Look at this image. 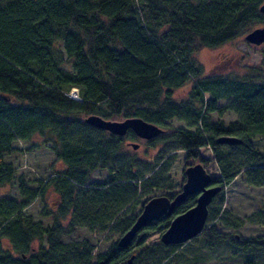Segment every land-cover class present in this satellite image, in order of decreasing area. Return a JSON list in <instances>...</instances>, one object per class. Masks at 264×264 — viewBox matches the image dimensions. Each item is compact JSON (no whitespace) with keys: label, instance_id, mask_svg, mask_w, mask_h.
Wrapping results in <instances>:
<instances>
[{"label":"trees","instance_id":"1","mask_svg":"<svg viewBox=\"0 0 264 264\" xmlns=\"http://www.w3.org/2000/svg\"><path fill=\"white\" fill-rule=\"evenodd\" d=\"M263 4L264 0H0V191L14 183L18 190V198L0 192V264H55L54 259L82 264L89 260L90 248L74 243L67 257L63 238L81 223L92 228L112 220L133 199L135 185L121 182V174L110 172L104 183L85 186L94 170L109 169L108 163L117 159L116 145L138 139L131 131L115 136L85 124L91 114L117 121L140 118L167 130L164 142L184 151L186 165L191 161L205 166L199 150L209 147L223 177L222 183L211 176V183L221 189L238 174L248 185L264 186V153L251 145L252 138L264 137V70L242 77L205 75L194 58L204 48L264 27ZM187 83V98L174 99L173 91ZM71 88H77L80 101L68 96ZM225 111L237 119L226 125L212 120L213 113ZM172 119L194 130L170 131L166 122ZM220 136L242 142L216 144ZM16 140L29 143L28 149L48 146L64 165L46 182L60 197L55 210H41L40 216L49 221L46 225L23 212L36 197L42 198L43 190L26 187L5 160V155L21 151ZM176 193L164 196L171 199ZM195 199L196 195L187 196L171 215L151 222L126 247L112 242L94 256L95 264H127L130 256L136 264L149 253L147 264H160L167 259L165 252L177 245H160L158 250L145 246L144 230L164 232ZM70 213L67 229L62 220ZM200 234L208 245L231 235L213 225ZM231 239L239 250L264 251V236ZM34 242L39 245L32 250ZM13 253L18 258L13 259Z\"/></svg>","mask_w":264,"mask_h":264},{"label":"rangeland","instance_id":"2","mask_svg":"<svg viewBox=\"0 0 264 264\" xmlns=\"http://www.w3.org/2000/svg\"><path fill=\"white\" fill-rule=\"evenodd\" d=\"M244 35L223 45L204 48L196 53L194 58L202 67L204 74H230L242 77L252 73L255 69L264 70V43L257 46L249 44L244 40ZM189 89L190 83L175 89L173 91L174 99L187 98ZM73 90L78 98L77 88H71L68 96L74 98ZM220 104L222 105L223 101ZM211 117L214 122H222L225 125L237 119V116L231 111H225L221 114L213 113ZM166 125L171 128L170 131L178 128L194 130V128H187L185 122L177 119L167 121ZM168 133L164 129L162 136L159 135L148 141L124 140L121 144L116 145L115 156L117 159L108 163L110 168L96 169L91 173L86 187L93 185L92 187L95 188V185L104 183L112 172L124 177H122L123 180H120L121 182L134 184L136 192L131 202L116 212L112 220L106 219L104 223L96 224L92 228L85 227L81 223V225L71 229L70 234L63 238L64 245L62 246L65 247L62 248L65 249L63 252L65 256H70V245L81 243L84 247L90 248V258L82 264H95L94 256L104 252L112 242L118 240L123 227L131 217L140 213V205L146 199L161 196L164 193L178 192L181 189L185 180L184 169L189 166L188 164L192 165L196 162L189 161L187 165L184 163V151L176 148L171 141L164 142L163 136ZM88 134L95 135L96 132L89 131ZM33 142L40 143L41 140L34 139ZM130 143H135L138 147L133 149ZM14 145L21 151L5 155V160L13 165L16 176H22L26 187H35L39 192L43 190L42 198L40 195L36 197L23 212L31 215L34 220L43 221L46 225L49 221L40 216L41 210L43 208L55 210L60 201V197L55 193L52 184L46 185V182L56 176L64 168V165L55 159L46 145L28 149L29 143L20 140H16ZM251 145L264 153V137L252 138ZM199 152L207 161L204 163L205 166L201 162L197 163H201L210 176L223 183L219 165L214 161L210 148H201ZM128 176L135 179H126ZM215 185L219 186L218 184ZM0 192L18 198L16 183L12 186H4ZM212 201L208 207L205 228L213 225L217 227L219 232L231 235L226 240L208 245L199 234L194 238V242L189 241L172 247V249L170 247L165 252L167 259L160 264H242L246 260H253L256 264H264V251H242L237 249L231 241V238L247 239L264 236V186L248 185L238 174L230 183L223 185L221 191ZM71 219L72 213L62 220L65 228L69 229ZM144 232L146 237L143 244L154 246L158 250L159 246L162 245L159 239L161 232L151 228L144 230ZM38 245V242H34L32 250H35ZM149 254L141 258L142 261L136 264L149 263ZM12 257L13 259L18 258V255L13 253ZM54 260L55 264H60L62 261Z\"/></svg>","mask_w":264,"mask_h":264},{"label":"water","instance_id":"3","mask_svg":"<svg viewBox=\"0 0 264 264\" xmlns=\"http://www.w3.org/2000/svg\"><path fill=\"white\" fill-rule=\"evenodd\" d=\"M260 11L264 12V4L260 7ZM244 40L252 45H261L264 43V27L249 31L245 34ZM75 100L80 101L78 98ZM84 123L115 136H124L127 131H131L138 139L142 140H151L163 133V129L157 125L135 117L117 121L106 120L91 114L84 118ZM241 142V139L232 136H220L215 139V143L221 145L232 146ZM130 146L133 149L138 147L135 143H130ZM183 174L184 183L173 199L170 200L161 195L148 199L142 205L141 211L132 225L118 238L116 242L118 247H126L135 235L151 222L162 216L171 215L175 206L191 195H196L195 204L185 212L173 217L159 239L164 246L179 245L187 243L202 232L208 216V206L220 192L221 187L211 183V176L201 163L187 166ZM143 234L141 233L139 237H142ZM132 259L133 256H130L127 259V264H131Z\"/></svg>","mask_w":264,"mask_h":264},{"label":"flooded vegetation","instance_id":"4","mask_svg":"<svg viewBox=\"0 0 264 264\" xmlns=\"http://www.w3.org/2000/svg\"><path fill=\"white\" fill-rule=\"evenodd\" d=\"M162 129H163V128H162ZM163 133H164V129H163ZM139 140H142V139H139ZM146 141H148V140H146ZM179 191H180V190H179ZM220 191H221V190H220ZM177 193H178V192H177ZM177 193H176V194H177ZM176 194H175V195H176ZM175 195H174V196H175ZM163 196H164V195H163ZM174 196H173V197H174ZM166 197H167V196H166ZM173 197H172L171 199H173ZM167 198L170 199L169 197H167ZM171 199H170V200H171ZM195 200H196V199H195ZM211 203H212V202H211ZM194 204H195V203H194ZM208 207H209V206H208ZM171 214H172V213H171ZM207 218H208V216H207ZM204 229H205V225H204Z\"/></svg>","mask_w":264,"mask_h":264},{"label":"bare ground","instance_id":"5","mask_svg":"<svg viewBox=\"0 0 264 264\" xmlns=\"http://www.w3.org/2000/svg\"><path fill=\"white\" fill-rule=\"evenodd\" d=\"M72 95H73V97H75V95H76V93H75V91L73 90V93H72Z\"/></svg>","mask_w":264,"mask_h":264}]
</instances>
